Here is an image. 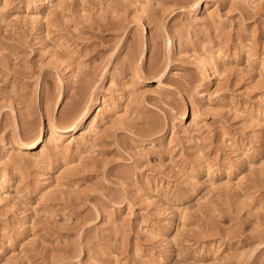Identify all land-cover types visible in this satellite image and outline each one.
Masks as SVG:
<instances>
[{
  "label": "rangeland",
  "instance_id": "rangeland-1",
  "mask_svg": "<svg viewBox=\"0 0 264 264\" xmlns=\"http://www.w3.org/2000/svg\"><path fill=\"white\" fill-rule=\"evenodd\" d=\"M0 264H264V0H0Z\"/></svg>",
  "mask_w": 264,
  "mask_h": 264
},
{
  "label": "bare ground",
  "instance_id": "bare-ground-1",
  "mask_svg": "<svg viewBox=\"0 0 264 264\" xmlns=\"http://www.w3.org/2000/svg\"><path fill=\"white\" fill-rule=\"evenodd\" d=\"M204 65V64H203ZM212 82V78L209 76L208 77V83L211 84ZM94 115L93 113H85L81 119H78V120H73L70 124V127L67 128V129H63V130H59L58 132L57 131H52L50 132V134L48 135V140L51 141V140H54V139H62L64 138V132H74L76 133L77 131H83L85 130L89 125H92L94 124ZM74 135V134H73ZM41 141L40 137L33 143L31 144H28L26 149H29V150H34V149H37L38 148V143Z\"/></svg>",
  "mask_w": 264,
  "mask_h": 264
}]
</instances>
